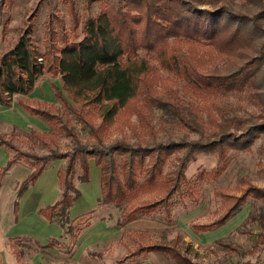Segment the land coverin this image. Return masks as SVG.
<instances>
[{"label": "trees", "instance_id": "obj_1", "mask_svg": "<svg viewBox=\"0 0 264 264\" xmlns=\"http://www.w3.org/2000/svg\"><path fill=\"white\" fill-rule=\"evenodd\" d=\"M63 1L70 24L59 12L53 14L44 49L35 41L36 25L31 22L0 52V105L11 106L16 95L31 93L39 79L50 74L60 78L62 86L55 85L54 89L67 107L20 101L50 129L23 131L22 137L15 129L10 134L0 133V148L11 151L6 164L0 166V188L13 165L25 163L31 168L18 189L14 204L17 214L25 190L54 161L65 160L58 170L59 198L40 207L38 213L65 227L70 239H77L89 223L74 224L70 211L82 196L78 184L91 179L90 161L94 160L100 168L99 204H126L119 224L150 218L158 211L170 218L174 197L189 182L188 163L198 152L217 154L219 167L200 173L201 178H216L227 167L230 150L248 149L264 135V0H255L257 10L251 14L218 4L220 0H86L83 15L76 0ZM8 2L0 0L1 21ZM95 4L99 6L97 12H93ZM8 23L9 19L3 22V38L7 37ZM207 46L231 58L246 59L231 69H221L210 64ZM232 90L244 92L260 109L256 118L221 106L217 99ZM148 106L164 110L173 122L178 120L198 137L158 139ZM134 115L138 123L132 120ZM121 124L133 129L135 141L126 136L109 140L112 128ZM62 137L68 142L63 144ZM23 142L46 151L25 149ZM172 155H178V166L166 171ZM149 193L157 197L131 203ZM217 193L228 201L225 211L213 221L196 223L195 228H219L249 196L264 198V189L252 185L239 195ZM246 222H258L264 237V209L250 213ZM12 238L31 239L21 235ZM35 242L41 248L63 245L56 237L46 243ZM150 252L162 253L179 264H198L185 254L179 237L138 242L125 258L132 260ZM13 253L19 264H29L22 259L23 251L15 247Z\"/></svg>", "mask_w": 264, "mask_h": 264}, {"label": "rangeland", "instance_id": "obj_2", "mask_svg": "<svg viewBox=\"0 0 264 264\" xmlns=\"http://www.w3.org/2000/svg\"><path fill=\"white\" fill-rule=\"evenodd\" d=\"M76 2L80 14L83 15L86 0H76ZM220 3L249 14L257 10L255 0L254 2L253 0H220L218 4ZM206 4V7H212L209 3ZM98 10L99 6L95 4L93 12ZM56 12L65 18L68 25L70 24V16L63 0H9L4 8V19L3 21L0 19V52L14 43L20 32L31 22L36 25L35 41L41 49H44L49 19ZM7 19H9L7 37L3 38V22ZM205 50L208 56H212L209 60L210 64L219 65L221 69H231L235 64L239 65L246 59L231 58L209 46ZM152 64L157 66L155 61H152ZM162 74L167 75V72L163 71ZM55 85L62 86L60 78L45 74L31 93L16 95L11 106L0 105V133L10 134L15 129L17 135L20 134L22 137L23 131L49 130L48 123L42 117L23 108L20 101L28 100L34 106L47 104L51 108H67L57 98ZM217 100L222 107L243 116L256 118L260 113V109L244 96V92L232 90L224 93ZM147 109L157 129L158 139L192 140L198 137L197 133L181 125L178 120L173 122L170 115L157 106H148ZM202 114L206 118V113ZM132 120L138 123L135 115ZM78 129L81 130L79 126ZM81 135L85 138L84 132H81ZM121 136H126L131 141L137 138L131 127L121 124L112 128L109 140ZM66 142L68 139L62 137V143ZM23 145L25 149L41 153L46 151L39 146L31 147L26 142H23ZM182 152L180 151L179 154ZM10 155L11 151L0 148V166L6 164ZM229 156L227 167L218 177L201 178L202 170L213 171L221 163L219 164L217 154L214 152H198L188 163L186 173L189 182L182 192L174 197L170 218L164 211H158L153 217L139 218L124 225L119 224V220L126 204L122 206L99 204L100 168L94 160H91V179L78 184L82 196L70 211V218L74 224L89 223L77 239H70L65 232L66 228L55 222L48 221L57 224V228L50 227L46 231L42 226V216L38 213L42 203L46 205L47 201L52 202L59 196L61 190L58 170L65 160L54 161L35 184L25 190L19 199L16 214L14 199L17 188L31 171L28 164L17 163L4 176L1 186L3 189H0V197L3 190L0 198V264H19L13 253L15 247L23 251L22 259L29 264H179L158 252H150L132 260L125 258L129 250L138 242L170 241L176 237L180 238L185 254L198 264H264V237L261 234L263 229L258 222H246L250 213H258L264 209V198L249 196L236 214L219 228L203 231L194 226L196 223L213 221L225 211L228 201L217 191L239 195L249 185L264 189V135L258 137L248 149L230 150ZM177 158L178 155L171 156L166 171H174L177 168ZM156 197V193L143 194L131 203ZM244 229H249L251 232H241ZM133 230L138 232L130 235L129 232ZM18 235L31 239L12 238ZM51 237L58 238L63 245L41 248L35 242L36 240L46 243ZM220 241L225 244H221ZM226 243L235 245L237 249Z\"/></svg>", "mask_w": 264, "mask_h": 264}, {"label": "crops", "instance_id": "obj_3", "mask_svg": "<svg viewBox=\"0 0 264 264\" xmlns=\"http://www.w3.org/2000/svg\"><path fill=\"white\" fill-rule=\"evenodd\" d=\"M14 166V165H13ZM21 184V183H20ZM20 186V185H19ZM59 187H60V185H59ZM2 188V187H1ZM0 188V189H1ZM3 189V188H2ZM18 189H19V187L17 188V192H16V195H15V199H14V202H15V200H16V197H17V193H18ZM16 190V189H15ZM60 190H61V188H60ZM2 192H3V190H2ZM2 192H1V197H2ZM61 192V191H60ZM59 196H60V194H59ZM59 196L54 200V201H56L58 198H59ZM0 197V198H1ZM54 201H52V202H54ZM51 201H47L46 202V204H49V203H52ZM42 205H44V203H42L40 206H39V208L40 207H42ZM2 206V205H1ZM41 219H43V229H45L46 231H48V229H50V227L53 229V228H57V224H54V223H49L48 221H46L44 218H42L41 217ZM45 221V222H44ZM48 223V224H45V223ZM49 225V226H48ZM51 225V226H50Z\"/></svg>", "mask_w": 264, "mask_h": 264}]
</instances>
